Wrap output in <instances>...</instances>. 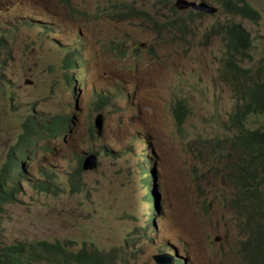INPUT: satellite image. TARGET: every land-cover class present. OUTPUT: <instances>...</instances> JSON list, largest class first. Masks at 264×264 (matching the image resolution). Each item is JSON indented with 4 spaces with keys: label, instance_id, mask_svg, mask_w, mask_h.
<instances>
[{
    "label": "rangeland",
    "instance_id": "rangeland-1",
    "mask_svg": "<svg viewBox=\"0 0 264 264\" xmlns=\"http://www.w3.org/2000/svg\"><path fill=\"white\" fill-rule=\"evenodd\" d=\"M247 1L261 14L257 22L177 9L186 20L171 40L150 21L168 19L166 6L174 0H0V164L27 115L76 114L73 135L39 141L34 157L22 161L29 180L14 203L2 207L0 243L45 239L69 250L97 247L113 255L109 264H158L153 255L160 249L177 253L184 264H248L251 259L238 252L244 238L239 220L226 204L230 182L215 164V139L228 133L234 95L219 73L222 35L212 29L217 22H241L253 39L242 66H262L264 0ZM119 47L127 50L124 58L115 55ZM99 94L110 97L99 100ZM177 97L191 111L182 133L171 121ZM98 107L106 122L97 140L89 126ZM258 114L251 112L247 125L264 129V113ZM134 133L148 146L137 140L129 145ZM103 144L125 150L119 159L99 155L98 167L82 173L85 190L72 193L68 174L77 155ZM140 152L150 156V201L132 172ZM49 178V187L37 185ZM214 235L221 240L213 243ZM225 239L235 247L222 258Z\"/></svg>",
    "mask_w": 264,
    "mask_h": 264
},
{
    "label": "trees",
    "instance_id": "trees-1",
    "mask_svg": "<svg viewBox=\"0 0 264 264\" xmlns=\"http://www.w3.org/2000/svg\"><path fill=\"white\" fill-rule=\"evenodd\" d=\"M240 11L244 17L254 22L260 18L259 13L251 10L245 0H241ZM178 20L182 21V18H177ZM174 23L175 21L172 26ZM219 27L227 34L221 60L222 78L233 92L234 103L227 119L233 133L217 139L216 144L220 148L217 159L225 162L223 177L230 182L228 194L233 207L246 216V221L240 224L244 238L239 241L238 252L242 258L251 259L248 264H264V129L245 125L251 112L259 113L258 115L264 113V64L251 69L242 67L241 61L250 58V33L233 21L219 24ZM172 112L174 122L181 124L189 109L183 100H177ZM41 117L48 118L44 120ZM41 120L45 126L59 125L62 122L58 117L52 118L34 112L25 118L24 125L33 127ZM82 159V156L77 157V166L68 174L72 193L81 189L78 176ZM135 172L134 176L141 178L140 170L136 169ZM13 175L8 164L1 166L0 178H10ZM51 181L49 178L47 182H37V185L49 187ZM142 185L147 187L146 196H151L152 190L148 188V184L142 182ZM20 190V187L15 186L8 192H0V212L4 204L14 203L15 195ZM234 247L235 241L223 240L220 251L222 258L231 255ZM56 255L65 262L73 260L75 264H106L99 254L92 256L83 251L76 255L66 254L58 242L34 239L28 242L0 243V264H34L43 258L49 259Z\"/></svg>",
    "mask_w": 264,
    "mask_h": 264
},
{
    "label": "clouds",
    "instance_id": "clouds-1",
    "mask_svg": "<svg viewBox=\"0 0 264 264\" xmlns=\"http://www.w3.org/2000/svg\"><path fill=\"white\" fill-rule=\"evenodd\" d=\"M178 1L179 0H174V5L171 4L170 2L167 3L166 7L168 8V11L170 12V17L168 19L164 20L163 22H158V21H155V20H151L150 21L152 23L154 29L158 33V35L162 31H165V32H167L170 35L171 40H173L174 34L177 32V30H182V28L184 27L185 20H186V17L178 15L180 13L179 10L190 9L189 11H187V13L189 15H193L194 14V15L215 16L218 13H225V14L230 15V16H237V17H240L242 19L252 21V20L244 17V15L241 13V11H240L241 0H213V1H209V0H186V1L195 2V3L196 2H203V3L208 4L209 6H211V7H213L215 9V11L212 12V13L197 11V10L193 9L192 7H190V6L189 7H181V6L178 5ZM245 1L248 3L247 0H245ZM248 5L250 6L249 3H248ZM250 8H251V10L257 11L259 13L260 17H261L260 12L256 8H253L252 6H250ZM177 9H179V10H177ZM130 10L133 13H136V14L144 13L142 10L136 9L135 7H131ZM199 12H202V13H199ZM177 18H182V21H179V20L177 21ZM174 21H175V23L172 26ZM232 21L233 20L227 21V22H221V23L217 22V23H215L212 26V29H214V30L216 29L222 35V41H223L222 42V56L220 58V66H219V73H220L221 77L223 75V73L221 72V60H222L223 53H224L225 37H226L227 34H226V32H224L219 27V24L229 23V22H232ZM233 22H236V23H239L240 25H242L241 22H239V21H233ZM167 26H169V28ZM252 43H253V39H252ZM252 43H251V45H252ZM250 48H251V46H250ZM250 48L248 49V53H249ZM115 55H118L121 58H124L125 56H127V50L124 49L123 47H119L117 50H115ZM68 57L69 56H67L66 59H65V68H69L68 62H67V58ZM245 60H247V59H245ZM243 61H241V65H242ZM24 84L31 85L32 81L31 80H25ZM10 96L12 98L13 94H11ZM109 97H110L109 95H104V94H99L98 95V99L99 100H102L103 98L104 99H108ZM177 100H183L186 103L188 109H189V106H188L187 101L185 99H183V98H180V97H177L176 99H174V101L171 104V108L170 109H171L172 125H173L174 129L177 132L182 133L184 131V128H185V124H184L185 121H186L185 119L191 113V111L189 109V113L185 115V117H184L183 121L181 122V124H176L174 122V119H173L172 110H173V107L175 106V103H176ZM92 112H96V113L93 116V122H91V124L89 126V136H90L91 139H97L98 140V139H101L103 137V135H104L106 115H105V113L104 114L102 113V109L99 108V107L95 108ZM98 114L101 115V125H100V127H96L95 126V118H96V116ZM75 115L76 114H74L72 112L67 113V115L66 114H54V115H52V118H57L58 117V120H62V122L59 125H48V126H45L44 122L41 120V121H39V123L36 126L31 127V126L24 125L25 124V122H24L23 129L17 134L15 141L10 145L9 149L7 150V152L3 155V158H2V161H1V164H0V168H1V166L3 164H8L9 167L11 168V170H12V174H14V175L12 177H10V178H0V192H3V193L4 192H8L10 189H12L15 186L20 187L21 190H22V181L29 180V178L25 174L24 169L21 166L22 161H24L25 159H32L34 157V155L37 153V150L39 149V146H37V143L39 141H47V142H49L50 140H55V139H58L59 137H61L63 139L64 137H66L68 135H73L74 134L73 125L75 123V118H76ZM228 115H227V119H228ZM27 116H29V115H27ZM42 119L45 120L47 118H42ZM226 124H227V120H226ZM245 125L248 127L247 120H246ZM227 126H228V124H227ZM232 133H233V131L228 126V133L226 135L222 136V137H217L215 139V141H217V139H222L224 137L230 136ZM132 140H137L139 142H143V143L146 144V147L148 146V142L146 141V139L144 137L139 136L136 133H134L132 135H129L127 143L129 145H132L133 144ZM40 148L42 150H45V149L51 150L52 149L51 147H48L47 145H41ZM124 150L125 149L123 147L110 148L107 144H103V145H101L99 147V149L90 148V149H87V150H84V151L80 152L77 155V157H81V156L83 157V159H82V161L80 163V169H81L80 170V174L78 176V181L81 183V186H80L81 189H80V191L75 192V193H80V192L85 190V187L82 185V181H81L82 173L83 172H88V171H93V170H95L98 167L99 155L102 156V157L104 155H107V156H111L114 159H119L120 152L124 151ZM219 150H220V148H218V151ZM218 151L216 152V162H215V164H216V167L221 171L222 176H223L225 162H224V160L219 161L217 159L218 158ZM89 156H94L95 157L94 167L89 168V169H83L82 168V163ZM136 157H137V162H138V165H137L136 169H139L140 170V174H141V178L138 177V176H137V178L139 179V181L141 179L142 182L147 183L148 187H149V185L151 183V169L148 168V162L150 161V156L148 155L147 152H140L139 154L136 155ZM76 166H77V160H76ZM71 172H73V171H71ZM132 172H135V171H132ZM74 179H76V178H74ZM69 185H70V189H71L70 182H69ZM21 190H20V192H21ZM146 194H147V192L145 191L144 194H143L144 200L150 201V200L153 199V191H152V195L151 196H146ZM227 200H228V202L226 204H228V205H230L232 207L233 213H236V219L239 220V222H238L239 225L244 223L246 221L245 213H239L237 211V209L235 207H233V202L230 201L228 192H227ZM201 204L203 205L204 208H206L207 205H208L207 204V199L201 201ZM150 209H151V214L154 215L155 214L154 213V210H155L154 206L150 205ZM39 240H45V239H39ZM136 240L137 239H134L133 237H126L125 238V242L127 244H129V245H132V246H134L136 244ZM220 240H221V237H218L217 235H214L213 239H212V242L213 243H217ZM45 241H48V242H51V243H57L58 242V241H49V240H45ZM59 245H60L62 251L64 253H66V254L76 255L80 251H83L84 253L91 254L92 256H95V255L99 254V255H101L103 257V259L105 260L106 264H109L111 259L113 258V255L111 253H104L101 249H99L97 247H90L89 248L87 246H82V247H79L76 250H69L68 244L60 242ZM163 250L164 249H160L159 251H157L159 253H156V254L153 255V260L156 263H158V262L154 259V256L155 255H164V257L161 259L162 263L160 262L158 264H176V263L184 264V259L180 260V259H178L176 257L177 253L171 254L168 251H164L165 253H161ZM43 259H46V258H43ZM48 260H58V261H60L61 263H64V264H75L73 260L71 262H65V261L61 260L58 255H56L54 257H50ZM36 263H34V264H36Z\"/></svg>",
    "mask_w": 264,
    "mask_h": 264
},
{
    "label": "water",
    "instance_id": "water-1",
    "mask_svg": "<svg viewBox=\"0 0 264 264\" xmlns=\"http://www.w3.org/2000/svg\"><path fill=\"white\" fill-rule=\"evenodd\" d=\"M178 5L181 7H192L193 9L197 10V11H202V12H207V13H212L215 11V9L211 6H209L206 3L203 2H190V1H186V0H179L178 1ZM97 120V121H96ZM100 121V122H99ZM101 125V115L98 114L95 118V126L96 127H100ZM95 164V157L94 156H89L87 157L83 163H82V168L83 169H89L94 167ZM164 257V255H155L154 259L158 262V263H162V258Z\"/></svg>",
    "mask_w": 264,
    "mask_h": 264
}]
</instances>
